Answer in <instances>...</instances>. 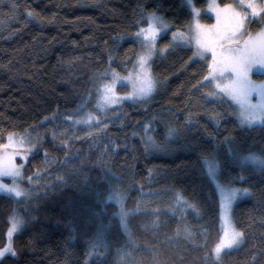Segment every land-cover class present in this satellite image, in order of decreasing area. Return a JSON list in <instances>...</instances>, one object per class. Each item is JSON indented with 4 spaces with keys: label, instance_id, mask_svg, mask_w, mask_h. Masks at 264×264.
<instances>
[{
    "label": "trees",
    "instance_id": "1",
    "mask_svg": "<svg viewBox=\"0 0 264 264\" xmlns=\"http://www.w3.org/2000/svg\"><path fill=\"white\" fill-rule=\"evenodd\" d=\"M194 3L203 7L206 0ZM150 11L180 29L191 20L184 0H0V144L10 133L69 127L63 114L86 97L97 73L129 70L139 47L121 36L133 35ZM151 69L161 86L154 98L125 103L84 131L68 128L63 137L74 130L78 136L67 144L56 140L60 134L47 136L29 157L25 177H57H48L53 183L37 191L31 210L19 202L31 220L14 237L15 255L0 264H264V169L242 164L229 150L264 156V125L190 114L193 102L212 92L204 82L208 67L190 47L157 57ZM145 124L161 144L169 126L178 129L175 150L146 147L138 135ZM207 154L219 160L223 183L251 192L232 210L243 242L219 261L212 251L221 236L220 200ZM112 184L127 191L129 232L104 200ZM178 194L195 207H174ZM15 207L0 193V246ZM104 224L106 249L89 257Z\"/></svg>",
    "mask_w": 264,
    "mask_h": 264
},
{
    "label": "snow or ice",
    "instance_id": "2",
    "mask_svg": "<svg viewBox=\"0 0 264 264\" xmlns=\"http://www.w3.org/2000/svg\"><path fill=\"white\" fill-rule=\"evenodd\" d=\"M192 8L194 17H198L200 9L196 8L194 0H188ZM240 8L248 9L247 12H241L232 5H225L224 11L227 17V23L220 27L214 26L213 31H209L205 26L199 23V19H195L194 29H190V33L174 32L173 43L184 41L187 43L195 42L196 51L194 56L204 57L209 51L212 54L211 62L208 63V74L204 80L208 83H214L216 91L210 92L209 95H224L231 96L239 104V116L242 124H256L264 125V81L256 82L251 79V72L254 67H259V70L264 72V28H261L255 35L249 34L247 39L238 40L236 36H243L246 33L245 22L248 17H256L258 14L264 17V0H238ZM219 10H217V17L219 19ZM31 15V13H30ZM147 26L139 27L135 34L138 38H143L142 46L145 48V53L138 56L139 72L130 73L126 79L133 82V91L126 93V96L147 97L156 87V82L152 78L150 69L147 67L148 61L157 51L161 53L169 49V45L157 49V38L162 29L167 28L168 25L164 23L161 17L155 13L147 15ZM114 79L112 81L101 82L99 85H94L97 91L101 92L100 99L104 102L103 106L108 104H116L119 102V94L115 91V83L117 73L111 70ZM107 75V73L100 74ZM135 76V78H133ZM211 78V79H209ZM253 92L259 94V99L255 103L251 100ZM89 120L99 119L95 116H89ZM149 130H151L149 128ZM179 134V130L175 127L169 126L166 129V139H171ZM147 146L154 148H163L164 145L159 143L155 137H147ZM23 138L20 141L13 139V135H8V144H0V150L4 148H17L22 146ZM30 151L31 149H27ZM232 155L240 160L243 164L248 161L255 162L258 166L264 169V156L249 152L244 155L238 150H233L230 147ZM23 155V153H22ZM15 152H8L7 154L0 153V191H7L13 193L16 197H29L30 193L25 192L16 181L22 176L20 170L21 166L14 163ZM203 162L206 166L207 173L216 179L220 167V162L214 154H207L203 156ZM11 176L13 184H5L3 177ZM217 186L220 187L222 193L226 190L219 180H216ZM228 194L223 196V209L226 221V227L223 236L214 246V254L217 260L220 259L221 253L224 249H231L233 246L239 245L244 233L238 231L231 224L229 213L231 211L232 201L237 194H246L249 192L247 188H230L227 190ZM115 198L120 204V218L127 229V218L129 210L125 209L123 203V195L121 191H114L109 199ZM183 202L186 206L189 202L185 200L183 195H177V203ZM25 221L21 216H13L11 218V227L8 230V242L4 247H0V257H4L6 253L15 255V248L13 247L11 237L14 232L23 227ZM190 234V233H189ZM95 248L96 245L93 244Z\"/></svg>",
    "mask_w": 264,
    "mask_h": 264
},
{
    "label": "rangeland",
    "instance_id": "3",
    "mask_svg": "<svg viewBox=\"0 0 264 264\" xmlns=\"http://www.w3.org/2000/svg\"><path fill=\"white\" fill-rule=\"evenodd\" d=\"M184 2H185V5L188 7V9L191 12V20L185 29H180V28L175 27L164 16H162L161 14H159L157 12H153V11L142 12V15L140 16V18L137 21L138 28L139 27H146L147 23H148L147 15L149 13H155L156 15H158L159 17L162 18L164 23H166L168 25L167 28H164L161 30L159 37L157 38L156 46H157V49H160V48H163L165 45H169V49L163 53H161L160 51H157L156 54L153 55L151 57V59L148 61L147 67L150 69L152 78L156 82L155 90L149 96L133 98L132 96H126L125 95L126 93H131L133 91V82L130 79H126V77H128L130 75V73L134 74L136 72H139L140 69H139V63H138L137 58H138V56L145 53V48L142 46L143 38H138L135 35L138 31V29H137V31L133 35H122L121 36V39H132V40L136 41L139 49H138L137 54L135 55V58H134V61L131 65V67L129 68V70L126 73H120V72L115 70V72L117 73L116 83H115V91H116V93L119 94V97L121 98V99H119L118 103L108 104L106 107L103 106L104 102L100 99L102 93L97 91L96 88L94 87V85H99L101 82L112 81L114 79V77L112 75V71H111L114 69L109 68L103 72L97 73L94 76L92 87H91L90 91L88 92V94L86 95V97L77 104L76 108L74 107L75 109L72 108V110L67 111L63 114L64 117H66V120H68V122L70 123L69 127L66 124H64V125H56L55 128L50 127L45 132L37 131L35 129V130H31V131L28 130L25 133H11L13 135V139L16 141H20L21 138H23L22 146H19L15 149L10 148V147L4 148V149L0 150V153L7 154L8 152H15L14 163L16 165L21 166L20 170L22 172L21 178L19 180H17L16 183L25 192L30 193V196L29 197H25V196L16 197L13 193H9L7 191H0L1 194L8 195V196L12 197L13 199H15V201H16V207L14 209V212L12 213V215L9 218V224H8L7 229L5 230V235H3L4 244L1 245L0 247H4L8 242V239H9L8 230L11 227V218L13 216H21V217H23V219L25 221L23 227H21L19 230L14 232L12 237H11L12 244H13L14 248H15V246H14L15 235L18 232H20L23 228H25L31 220V214H30L31 212L26 213L24 210H22L21 209L22 204L19 202L22 201L24 203V205L28 206L31 210L33 200H35L34 198H36L38 195L37 191L39 190V191L43 192L44 190H46V187H49L52 184V183H48V177L49 176L57 177L56 174L51 175V173H49V176L45 175V176L41 177L42 175L45 174V173L44 174L42 173V174H39V175H37L31 179V178L25 177V174H24V166L26 165L29 157L34 152H36L41 145L44 144V141L47 139V136H50L54 139L56 137V134L57 135L60 134L61 137L58 136L60 139L59 140L56 138L55 139L60 143L62 142L63 144H67L72 139L77 138V136H78V131L74 130L73 132L69 133L68 138L63 137V133L66 134V131H69L68 128L69 129H71V128L72 129L73 128L79 129L80 128L82 131H84V129H86L84 127H87L89 125H92V124L97 125L98 123L103 124L104 121L106 120L107 116L110 114V112H112L113 110H116V108L122 107V105L125 103L141 104V103H144L145 101H148V100L154 98L156 96V94L158 93L159 89L161 88V86H160V81L153 75V72L151 69L153 61L159 56H165L170 50L177 48V47H190V48H192L193 53L197 50L195 42L187 43L184 41H180L178 43H173L172 33L183 32V33L191 34L190 29H194L195 19H199V23L201 25L205 26L209 31H213L214 26H217V25H219L220 27H223L227 23V17L225 15V11H224L225 5H232L233 7H236L237 10H239L241 12H247L248 11V9H246V8H240L239 7L238 0H229V1L224 2V3L221 2V0H206V4L203 7H198L195 5L196 8L200 9L201 11H200V14L198 17H194V15L192 13V8L189 5L188 0H184ZM217 10H219V12H220L219 19L217 17ZM142 20L145 22V24L142 23ZM245 28L247 30L246 33L243 36H240V35L236 36L235 39L244 40V39H247V36L249 34L255 35L256 33H258L261 28H264V17H261L259 14L254 18L248 17L246 19V22H245ZM163 37H166L165 39H167V40L165 41V39H164V41H162L163 43H161L160 39ZM194 59L201 61V62H205L206 65H208V63L211 62L212 54L209 51L204 57L197 55V56H194ZM104 73H107V75H100V74H104ZM133 78H135V76H133ZM209 79H211V78H209ZM251 79L258 82V83L264 81V72L260 71L258 66L254 67L252 72H251ZM204 82H206V81L204 80ZM209 86H210V90L212 92L216 91L214 83H209ZM258 99H259V94L256 92H253L251 95L252 102L255 103L256 101H258ZM191 108L195 111V113L191 112L190 113L191 115H195V116H197L196 114L201 115V116H204V114L209 115L211 120L214 122H219L222 119H225L227 117H233L242 126L250 127V126H255V125H261L259 123L252 124V125L242 124L240 121V116H239V104L237 103L236 100H234L231 96H228L227 94L205 96L204 98H202V104L199 103L198 100L197 101L195 100L193 102ZM89 116H95V117H98L99 119L89 120L88 119ZM50 121H53V120H50ZM149 128L151 130H149ZM152 130L153 129L151 128L150 124H145V126L142 127V130L140 131V133H138V135L143 140V143L145 146L148 143L147 137L148 136L154 137ZM54 135H55V137H54ZM175 141H177V140H175V137H173L171 139H166V142H164V144H163L164 145L163 148H155L154 150L157 152H161V153H166L169 150L173 151V150H175V148H171L172 147L171 144H172V142H175ZM3 144L4 145L8 144V136L6 137ZM147 147H151V146H147ZM29 148L31 149L30 151L27 150ZM22 153H23V155H22ZM245 163L253 164V165L260 168V166H258L255 162L248 161ZM44 172L47 173V170H45ZM209 177L217 189V192L219 195V200H220V231H221L220 238H221L223 236L224 229L227 226L226 221H225V217H224L223 196L228 194L227 190H229L230 188H233V187L234 188H240V187L223 183L219 178V170H218L217 177L215 180L212 179V177L210 175H209ZM216 180H219L220 184L223 185V187L225 188L226 191L224 193H222L220 190V187L217 186ZM3 182L5 184L12 185L13 184V178L11 176H5V177H3ZM114 191H121L122 192L124 207H125V209L129 210V215L127 218V229H125L124 224L121 222V218L119 215V213H120L119 202L115 198L109 199V197L112 195V193ZM126 194H127L126 189H123V188L121 189L119 184H112L110 189L108 190V192L104 194V200L107 202L108 201L113 202V204L117 208V210L115 211V214L118 218V221H119L123 231L129 232L128 219H129V216L132 214L133 211H131V209H129L127 207ZM250 194H251L250 190L246 194H237L236 198L232 201L231 211L229 213V216H230L231 224L238 231H240V230L236 228V226L233 222V219H232L233 206L235 205V203H237L238 201L248 197ZM176 205H177V207L178 206L182 207V208L186 207L183 202L177 203V196L174 198V201H173V206L175 207ZM106 226L107 225L102 226L100 228V233L95 238V240L93 242H91V244L89 245V257L95 256V255H97V256L103 255L104 250L106 249L105 237H104L106 230H107ZM242 242H243V238H242L239 245L233 246L231 249L239 247L242 244ZM93 244L96 245L95 248L93 247ZM231 249H224L221 253L220 258L222 257L224 252L229 251ZM7 255H13V254L6 253L5 256H7ZM119 255H122V254L119 253ZM2 258L3 257H0V259H2ZM212 258L216 261L220 260V259L217 260L215 254H214V251H212Z\"/></svg>",
    "mask_w": 264,
    "mask_h": 264
},
{
    "label": "bare ground",
    "instance_id": "4",
    "mask_svg": "<svg viewBox=\"0 0 264 264\" xmlns=\"http://www.w3.org/2000/svg\"><path fill=\"white\" fill-rule=\"evenodd\" d=\"M53 183V182H52Z\"/></svg>",
    "mask_w": 264,
    "mask_h": 264
}]
</instances>
